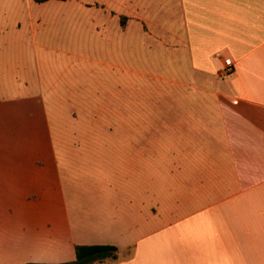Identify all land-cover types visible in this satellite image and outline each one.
<instances>
[{
    "label": "rangeland",
    "instance_id": "rangeland-1",
    "mask_svg": "<svg viewBox=\"0 0 264 264\" xmlns=\"http://www.w3.org/2000/svg\"><path fill=\"white\" fill-rule=\"evenodd\" d=\"M216 80L170 0H0V180H60L71 212L169 222L195 192L184 99Z\"/></svg>",
    "mask_w": 264,
    "mask_h": 264
},
{
    "label": "crops",
    "instance_id": "crops-1",
    "mask_svg": "<svg viewBox=\"0 0 264 264\" xmlns=\"http://www.w3.org/2000/svg\"><path fill=\"white\" fill-rule=\"evenodd\" d=\"M170 1L193 66L217 78L184 99L197 106L184 108L181 129L198 154L182 178L195 192L160 223L66 210L60 180H0V264L70 263L77 245L96 244L116 246V264H264V0Z\"/></svg>",
    "mask_w": 264,
    "mask_h": 264
},
{
    "label": "trees",
    "instance_id": "trees-1",
    "mask_svg": "<svg viewBox=\"0 0 264 264\" xmlns=\"http://www.w3.org/2000/svg\"><path fill=\"white\" fill-rule=\"evenodd\" d=\"M75 252L76 260L64 264H95L104 263L106 260H118V248L109 244L77 245Z\"/></svg>",
    "mask_w": 264,
    "mask_h": 264
},
{
    "label": "built area",
    "instance_id": "built-area-1",
    "mask_svg": "<svg viewBox=\"0 0 264 264\" xmlns=\"http://www.w3.org/2000/svg\"><path fill=\"white\" fill-rule=\"evenodd\" d=\"M225 66H226V71L228 73L232 72L234 64H233V62L230 59H226L225 60Z\"/></svg>",
    "mask_w": 264,
    "mask_h": 264
}]
</instances>
